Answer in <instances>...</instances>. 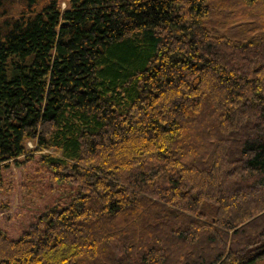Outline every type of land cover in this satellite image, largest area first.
<instances>
[{
	"label": "trees",
	"instance_id": "obj_1",
	"mask_svg": "<svg viewBox=\"0 0 264 264\" xmlns=\"http://www.w3.org/2000/svg\"><path fill=\"white\" fill-rule=\"evenodd\" d=\"M37 151L77 191L0 264L264 263V0H0V168Z\"/></svg>",
	"mask_w": 264,
	"mask_h": 264
},
{
	"label": "rangeland",
	"instance_id": "obj_2",
	"mask_svg": "<svg viewBox=\"0 0 264 264\" xmlns=\"http://www.w3.org/2000/svg\"><path fill=\"white\" fill-rule=\"evenodd\" d=\"M19 162L0 168V228L13 238H18L47 206L64 204L77 191L75 185L52 176L40 152L28 159L21 157Z\"/></svg>",
	"mask_w": 264,
	"mask_h": 264
}]
</instances>
